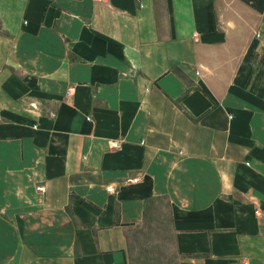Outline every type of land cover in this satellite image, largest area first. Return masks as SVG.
Listing matches in <instances>:
<instances>
[{
	"label": "crops",
	"instance_id": "1",
	"mask_svg": "<svg viewBox=\"0 0 264 264\" xmlns=\"http://www.w3.org/2000/svg\"><path fill=\"white\" fill-rule=\"evenodd\" d=\"M0 264H264V0H0Z\"/></svg>",
	"mask_w": 264,
	"mask_h": 264
},
{
	"label": "built area",
	"instance_id": "2",
	"mask_svg": "<svg viewBox=\"0 0 264 264\" xmlns=\"http://www.w3.org/2000/svg\"><path fill=\"white\" fill-rule=\"evenodd\" d=\"M111 147H118V144L117 143H115V142H113V143H111ZM38 190H42L41 188H38ZM109 191H113V189L112 188H109Z\"/></svg>",
	"mask_w": 264,
	"mask_h": 264
}]
</instances>
